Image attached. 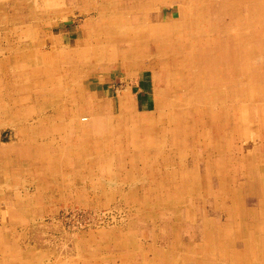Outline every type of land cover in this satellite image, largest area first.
Instances as JSON below:
<instances>
[{
  "label": "rangeland",
  "instance_id": "obj_1",
  "mask_svg": "<svg viewBox=\"0 0 264 264\" xmlns=\"http://www.w3.org/2000/svg\"><path fill=\"white\" fill-rule=\"evenodd\" d=\"M227 263L264 264V0H0V264Z\"/></svg>",
  "mask_w": 264,
  "mask_h": 264
},
{
  "label": "crops",
  "instance_id": "obj_2",
  "mask_svg": "<svg viewBox=\"0 0 264 264\" xmlns=\"http://www.w3.org/2000/svg\"><path fill=\"white\" fill-rule=\"evenodd\" d=\"M144 30H148L147 27H145ZM134 33H135V32H134ZM138 33H139V32H138ZM138 33H135V34H137V35H139V36L141 37V34H140V33L138 34ZM143 36H144V38L141 37V40L144 39L146 42L149 41V39H147V38L145 37L146 34L143 35ZM154 38H156V37H154ZM133 39H134V40H133ZM126 44H127V46L130 45V44H137V40H136L134 37H132L131 39L126 40V42L122 43L121 46H126ZM86 133H87V132H86Z\"/></svg>",
  "mask_w": 264,
  "mask_h": 264
},
{
  "label": "bare ground",
  "instance_id": "obj_3",
  "mask_svg": "<svg viewBox=\"0 0 264 264\" xmlns=\"http://www.w3.org/2000/svg\"><path fill=\"white\" fill-rule=\"evenodd\" d=\"M106 1V0H105ZM116 1V0H115ZM112 6V5H111ZM141 10V9H140ZM115 13V12H114ZM107 16V15H106ZM145 17V16H144ZM168 25V24H167ZM153 28H154V26H153ZM113 29V28H112ZM148 29V28H147ZM150 29V28H149ZM115 30V29H114ZM188 30V29H187ZM116 31V30H115ZM116 35V34H115ZM114 36V35H113ZM112 37V36H111ZM177 38V37H176ZM140 42V41H139ZM124 43V42H123ZM127 45V44H126ZM86 120L84 119V122H85ZM238 254V253H237ZM237 257V256H236ZM251 258V257H250ZM251 260V259H250ZM231 263V262H230ZM234 263V262H233ZM228 264V263H227Z\"/></svg>",
  "mask_w": 264,
  "mask_h": 264
}]
</instances>
